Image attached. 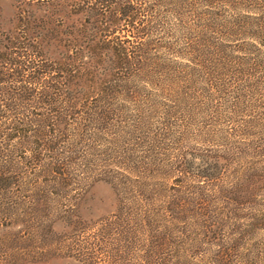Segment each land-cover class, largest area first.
<instances>
[{
  "label": "trees",
  "instance_id": "trees-1",
  "mask_svg": "<svg viewBox=\"0 0 264 264\" xmlns=\"http://www.w3.org/2000/svg\"><path fill=\"white\" fill-rule=\"evenodd\" d=\"M263 229L264 0H0V239L248 264Z\"/></svg>",
  "mask_w": 264,
  "mask_h": 264
},
{
  "label": "rangeland",
  "instance_id": "rangeland-1",
  "mask_svg": "<svg viewBox=\"0 0 264 264\" xmlns=\"http://www.w3.org/2000/svg\"><path fill=\"white\" fill-rule=\"evenodd\" d=\"M169 6L174 8L172 5ZM161 10H165V8L162 7ZM175 10L179 14H182L185 20H190L191 16H194L196 13H201L204 9H200V7L193 9L191 6L184 5L181 8L177 7ZM166 17L170 20H168L170 27L177 28L173 25L175 20L170 15H166ZM91 194L96 200L102 199L106 201L104 205H99V209L94 213L95 216H98L96 218L103 217L111 211H114L111 190L107 185L101 183L96 184L92 188ZM57 230L61 231L60 228ZM12 237L9 236L5 239H0V264H89L88 262L82 263V261L74 258L73 253L70 252V248L75 249L72 243H59L53 237L51 240L44 238L41 242H37L34 239L25 240L17 236L13 240ZM120 244V249L124 252L122 258L115 261V257L111 256L109 261H112L113 264H141V259H139L141 252L139 251L140 246L138 245L137 239L128 240ZM115 247L113 246V248ZM122 247L126 248L124 249ZM246 248L248 264H264V229L259 233L254 232L250 237H247ZM101 256L98 260L99 264H108L104 262L107 259L102 260L103 257Z\"/></svg>",
  "mask_w": 264,
  "mask_h": 264
}]
</instances>
